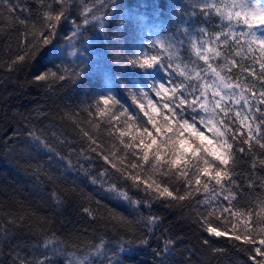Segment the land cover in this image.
<instances>
[{
	"label": "trees",
	"instance_id": "16d2710c",
	"mask_svg": "<svg viewBox=\"0 0 264 264\" xmlns=\"http://www.w3.org/2000/svg\"><path fill=\"white\" fill-rule=\"evenodd\" d=\"M191 2L111 0L103 30L90 24L70 41L75 29L73 21L82 23V0H71L68 18L61 20L52 44L42 47L32 61L20 67L12 60L24 47L25 35L30 40L42 30V16L48 11L44 5H58L54 0H0V264H13L17 255L33 260L44 253L54 264H69L70 260L79 264L95 252L101 241L109 255L117 245H125V250L115 257L119 264H254L250 260L254 246L232 237L247 234L242 222L251 211L256 246L264 238L259 234L264 224L255 223L257 219L264 220V167L260 164L264 149L255 144V139L251 152L242 154V159L236 157L239 168L232 186L235 198L230 197L229 204L221 197L222 207L230 206L232 212L243 215L224 213L220 219L210 218L213 227L229 230V236L222 237L212 236L198 221L203 213L202 209L198 211L196 200L203 198V185L209 182L200 177L197 192L193 172L199 165L194 167V161L181 169L188 171L187 177H177L170 171L162 178L159 173L148 172L147 165L127 169L138 173L142 180L150 177L149 182L155 180L167 186L174 194H183L184 180H191L192 197L178 202L155 198V192L146 190L143 184L138 188L133 181L120 179L99 155H107L118 167L121 161L125 165L138 162L132 156L133 149H125L120 142H130V137H120L121 129L128 130L130 126L132 134L139 136L145 126L139 119L143 113L125 86L150 85L151 78L124 59L133 53L148 52L157 38L178 36V22L188 19L183 13L191 12ZM190 23L200 25L204 18L197 15ZM218 24L219 18L213 17L208 27L211 30ZM188 49L185 40L179 52L185 60L191 55ZM73 70L80 75L73 77ZM44 73L48 74L46 80L35 79ZM52 73L64 75L65 79H57ZM100 90L116 95L137 119H128V113L120 115L118 106L111 111L120 116L119 120L100 116L94 108ZM152 99L158 106L162 103L160 97L153 95ZM137 100L147 104L145 97ZM147 127L151 130V125ZM240 131L247 134L246 128ZM30 132L48 147L34 140ZM85 132L99 147L91 144ZM241 139L238 135L237 145ZM93 147H97L96 152L91 151ZM234 166L230 161L229 170ZM106 169L103 180L93 183V178ZM113 182L140 204L129 203L108 191ZM213 184L214 181L209 183V189ZM85 208L90 211L85 212ZM149 215L158 218L156 225L145 226ZM233 224L237 225L236 232L231 231ZM49 240L58 244L55 255L44 247ZM205 240L209 243L205 244ZM92 264H102V257H93Z\"/></svg>",
	"mask_w": 264,
	"mask_h": 264
},
{
	"label": "snow or ice",
	"instance_id": "6c2138e0",
	"mask_svg": "<svg viewBox=\"0 0 264 264\" xmlns=\"http://www.w3.org/2000/svg\"><path fill=\"white\" fill-rule=\"evenodd\" d=\"M54 2L58 7L44 5L48 11L42 16L44 21L42 30L33 34L30 40L25 35L24 47L13 58V65L26 66L42 47L52 44L55 30L62 19L68 18L72 6L71 0ZM110 4L111 0H82L80 7L82 23L73 21L75 29L69 37L70 41L81 35L90 24L99 25L102 31ZM191 9V12L183 13L188 19L178 22V36L173 34L166 38H157L148 52L133 53L124 59L125 63L137 67L151 78L150 85L125 86L131 98L137 101L139 110L143 113L139 119L145 126L139 130V136L132 134L130 126L128 130L121 129L120 137L128 136L130 142L124 143L123 139L120 142L124 144L125 149H133L132 156L138 162L125 165L121 161L118 167L107 155L103 153L99 155L110 165V169L119 174L120 179L131 180L138 188L143 184L146 190L155 192V198H171L178 202L192 197L191 180H184L183 194H174L167 186H161L155 180L149 182L150 177L142 180L138 173L133 174L127 169H142L147 165L148 172L159 173L162 178L170 171L177 177H187L188 171L181 169L187 168L194 161V167L199 165L193 172V175H196L197 192L199 193L201 185L200 177H206L209 183L214 181L211 189L209 183H204L205 195L202 199L196 200L198 211L202 209L203 213L198 216V221L212 236H229L228 229L220 231L218 227H213L210 218L220 219L224 213L236 217L243 215L232 212L230 206L222 207L221 197L224 201H229V204L230 197L235 198L232 186L236 184L234 177L238 175L239 168L236 157L242 159V154L246 151L251 152L254 139L255 144L264 149V0H192ZM197 15L204 18V23L200 25L190 23ZM213 17L219 18V24L210 30L208 22ZM185 40L188 41V51L191 54L186 60L179 54ZM71 54L76 55V52ZM47 75L39 74L35 79L44 81ZM52 75L57 76L56 73ZM79 75L80 73L72 71L73 77ZM57 79L63 80L65 76L58 75ZM153 95L161 98L162 103L159 106L152 99ZM137 97L147 98V104L139 102ZM117 106L120 115L128 113V109L121 104L116 95L107 90L98 92L94 108L100 116H106L109 120H119L120 116L111 111ZM89 114L91 115V111ZM144 117L147 118L146 121ZM127 118L137 119L132 113H128ZM147 125H151V130ZM243 128L247 129L246 135L240 131ZM29 135L40 141V137L34 132H30ZM84 135L92 145H97V141L89 136L88 132ZM238 135L243 137L239 145ZM257 136L259 138H256ZM40 143L48 147L43 141ZM244 145H248L247 149ZM97 147H93L91 151L96 152ZM230 161L235 165L231 170L228 168ZM260 164L264 167V160H261ZM122 168L126 170L122 171ZM107 172V169L101 172L92 182L96 183L97 179L103 180ZM249 186L251 187V184ZM108 191L114 192L118 198L129 203L140 204L139 201H132L127 192L121 191L115 182L110 184ZM147 206L150 207V204ZM218 209L221 210L220 216L216 215ZM84 211L90 210L85 208ZM247 216L248 218L242 222L247 234L243 236L236 234L232 238L253 245L250 260L254 264H264V259H257V256L264 258V238L259 239V246H256L257 240L251 227L254 223L253 213L250 211ZM227 218L224 217L225 220ZM157 222L158 218L154 215H149L144 220L147 227L154 226ZM255 223L264 224V220L257 219ZM236 230L237 225L233 224L231 231ZM259 234L264 236V228L259 230ZM204 243L208 244L209 241L205 240ZM44 247L49 248L52 255H55L58 244L49 240L45 242ZM106 247L105 242L101 241L95 252L79 261V264H92L93 257L97 259L102 257V264L105 262L119 264L115 257L125 250V245L123 243L117 245V250L112 255L108 254ZM13 264L54 262L47 253H44L42 258L33 260L17 255ZM69 264L77 262L70 260Z\"/></svg>",
	"mask_w": 264,
	"mask_h": 264
}]
</instances>
